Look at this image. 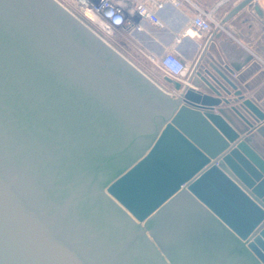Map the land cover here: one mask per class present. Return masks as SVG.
<instances>
[{
	"label": "water",
	"instance_id": "95a60500",
	"mask_svg": "<svg viewBox=\"0 0 264 264\" xmlns=\"http://www.w3.org/2000/svg\"><path fill=\"white\" fill-rule=\"evenodd\" d=\"M209 50L172 96L54 0H0V264H264V73Z\"/></svg>",
	"mask_w": 264,
	"mask_h": 264
},
{
	"label": "crops",
	"instance_id": "0c3cea01",
	"mask_svg": "<svg viewBox=\"0 0 264 264\" xmlns=\"http://www.w3.org/2000/svg\"><path fill=\"white\" fill-rule=\"evenodd\" d=\"M190 1L206 12L214 10L215 16L221 20V30L201 37L184 35L194 15L193 10L188 6L179 9L168 6L159 12V17L163 22L162 28L144 23L142 30L132 33L128 40L116 41L115 45L120 48L122 56L124 58L127 56L131 61L138 62L147 69L149 65L152 66L148 60L149 57H158L175 46V52L192 67L197 63L211 40L214 51L210 52L209 50L208 52L212 58L219 56L224 61L233 59L241 62L245 55H252L253 60L249 64L255 63L259 69L254 70L245 80L246 82L256 80L264 73V40H262L264 24L247 7L223 22L229 12L243 0ZM256 2L264 11V0H256ZM159 86L166 93L177 96V92L173 91L170 86L167 87L166 84H159ZM262 88H264V77L260 79V83L253 93Z\"/></svg>",
	"mask_w": 264,
	"mask_h": 264
},
{
	"label": "built area",
	"instance_id": "2783aa9c",
	"mask_svg": "<svg viewBox=\"0 0 264 264\" xmlns=\"http://www.w3.org/2000/svg\"><path fill=\"white\" fill-rule=\"evenodd\" d=\"M58 4L114 50L115 41L128 40L132 33L142 30L144 23L162 28L159 12L168 6L175 9L188 6L193 10L184 35L201 37L221 30V20L214 10L206 12L190 0H60ZM148 60L162 79L185 81L193 72L194 66L175 52V46Z\"/></svg>",
	"mask_w": 264,
	"mask_h": 264
},
{
	"label": "rangeland",
	"instance_id": "374dc122",
	"mask_svg": "<svg viewBox=\"0 0 264 264\" xmlns=\"http://www.w3.org/2000/svg\"><path fill=\"white\" fill-rule=\"evenodd\" d=\"M57 1L59 2L60 0H56V2ZM115 43H116V41H115ZM113 46L116 49V51L119 52V54H121V50H119L120 48L114 44H113ZM125 59L129 60L140 72H142L149 80L154 82L156 85L159 86V84H161V85L166 84L163 82V79L156 73V71L154 70V67H152L151 65H149V68L146 69V68H143L141 66V64H139L138 62L131 61L127 56L125 57ZM166 86H167V84H166ZM167 87H169V85Z\"/></svg>",
	"mask_w": 264,
	"mask_h": 264
},
{
	"label": "flooded vegetation",
	"instance_id": "af4514ba",
	"mask_svg": "<svg viewBox=\"0 0 264 264\" xmlns=\"http://www.w3.org/2000/svg\"><path fill=\"white\" fill-rule=\"evenodd\" d=\"M184 211V213H188L191 215H193V213H195V210L191 209V208H188V209H183L182 212ZM184 218H186V214L184 215Z\"/></svg>",
	"mask_w": 264,
	"mask_h": 264
},
{
	"label": "bare ground",
	"instance_id": "6f19581e",
	"mask_svg": "<svg viewBox=\"0 0 264 264\" xmlns=\"http://www.w3.org/2000/svg\"><path fill=\"white\" fill-rule=\"evenodd\" d=\"M191 34V33H190Z\"/></svg>",
	"mask_w": 264,
	"mask_h": 264
}]
</instances>
